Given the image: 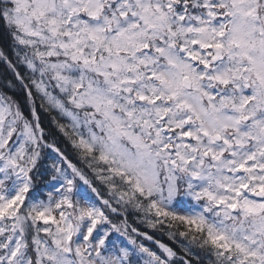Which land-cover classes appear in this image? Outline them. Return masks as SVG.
I'll list each match as a JSON object with an SVG mask.
<instances>
[{
    "label": "snow or ice",
    "instance_id": "obj_1",
    "mask_svg": "<svg viewBox=\"0 0 264 264\" xmlns=\"http://www.w3.org/2000/svg\"><path fill=\"white\" fill-rule=\"evenodd\" d=\"M0 28V264H264V0H0Z\"/></svg>",
    "mask_w": 264,
    "mask_h": 264
},
{
    "label": "trees",
    "instance_id": "obj_2",
    "mask_svg": "<svg viewBox=\"0 0 264 264\" xmlns=\"http://www.w3.org/2000/svg\"><path fill=\"white\" fill-rule=\"evenodd\" d=\"M9 44H10L9 36L7 35V33L2 28H0V47L2 49H4L5 51H7ZM5 79H11V75L7 74V76H6L4 65L0 64V85H2V83L4 82ZM11 93H20L22 95V98H23L22 104L24 103V93L18 87L15 88ZM42 119L44 120V127L46 129H48L49 127L53 128V129L55 128L54 125H51L49 123V120L46 117L42 116ZM61 146L63 147V145H61ZM67 152H68L69 156L71 157L72 153H71L70 148L67 149ZM162 238L166 240V237H162Z\"/></svg>",
    "mask_w": 264,
    "mask_h": 264
},
{
    "label": "rangeland",
    "instance_id": "obj_3",
    "mask_svg": "<svg viewBox=\"0 0 264 264\" xmlns=\"http://www.w3.org/2000/svg\"><path fill=\"white\" fill-rule=\"evenodd\" d=\"M12 95H14L15 96V98L17 99V100H19L20 102H21V104H22V95L20 94V93H11Z\"/></svg>",
    "mask_w": 264,
    "mask_h": 264
}]
</instances>
